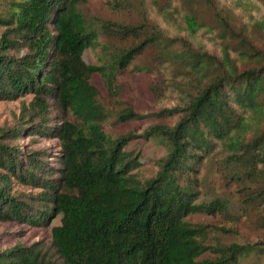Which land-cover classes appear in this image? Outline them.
<instances>
[{
  "label": "trees",
  "instance_id": "16d2710c",
  "mask_svg": "<svg viewBox=\"0 0 264 264\" xmlns=\"http://www.w3.org/2000/svg\"><path fill=\"white\" fill-rule=\"evenodd\" d=\"M84 3L0 0V100L32 94V115L40 118L5 136L47 132L36 128L48 129L47 100L56 95L83 119L80 127L68 122L51 130L63 144L60 177L41 157L45 151L25 154L0 140V221L41 226L62 215L52 228L57 258L35 246L17 245L0 251V264H241L261 249L208 245L207 226L187 217L230 212L226 198L198 201L205 182L202 169L213 162L264 226V57L245 51L252 60L239 68L227 50L220 57L187 43L177 52L163 33L141 39L137 28L122 25L121 34L138 42L102 53L100 64L90 62L87 54L97 35L79 8ZM148 49L162 51L152 71L157 100L179 98L174 107L154 115H179L173 126L146 130L145 136L167 146L151 178L140 174L144 155L129 148L136 136L113 138L105 131L107 116L92 82L96 74L109 78L115 70H126ZM140 118L129 110L117 121ZM21 186L42 191L28 194ZM208 251L216 256L200 261Z\"/></svg>",
  "mask_w": 264,
  "mask_h": 264
},
{
  "label": "rangeland",
  "instance_id": "374dc122",
  "mask_svg": "<svg viewBox=\"0 0 264 264\" xmlns=\"http://www.w3.org/2000/svg\"><path fill=\"white\" fill-rule=\"evenodd\" d=\"M115 0H86L79 6L88 25L97 35L96 44L89 49L87 59L100 64L102 53L106 56L108 50L116 53L123 47L138 42L137 37L123 36L122 25H131L139 30L141 39L163 33L170 41L169 48L177 52L185 49L191 43L197 50H206L211 54L224 56L227 50L231 58L238 61L239 68L246 67L252 60L245 56V51L251 55L260 54L264 57V0H126L123 5L115 6ZM233 32L230 31V27ZM245 40V43H242ZM249 43V48L246 47ZM162 51L148 49L138 57L126 70H115L109 78L96 74L92 82L98 95L97 103L104 108L107 117L102 125L110 137L117 138L129 133L136 137L130 138L129 148L144 155L145 164L140 168L143 177L151 178L159 170L158 161L167 153L163 140L146 134L153 125L173 126L179 115H158L164 109L174 107L179 101L166 97L163 102L157 100L154 92L157 76L152 71L157 68V57ZM55 91V90H54ZM32 94H27L15 100H0V140L13 146H18L26 153L45 151L42 158L48 160L55 168L54 177H60L62 169L63 144L58 134L51 133L54 128H64L66 123L80 127L82 118L74 114L67 103L59 96L49 97L47 117L43 125L36 129L47 131L25 132L17 134L20 139L7 137L9 129L20 128L23 125L40 123V118L32 115ZM129 110H134L144 118L130 122H118V116ZM29 112V113H28ZM205 179L202 195L198 201H209L214 197L226 198L229 202V213L216 215L198 213L187 217L195 224L207 226L208 245H246L255 244L259 247L257 253L245 256L241 264H264V226L255 215H250L248 208L241 200L234 185H228L217 165L209 162L202 169ZM28 194L42 191L40 188L21 186ZM62 215L53 216L45 225L36 226L25 222L0 221V251L17 245L35 246L47 254L57 258L52 247V228L60 224ZM210 251L200 257V261L214 258Z\"/></svg>",
  "mask_w": 264,
  "mask_h": 264
}]
</instances>
